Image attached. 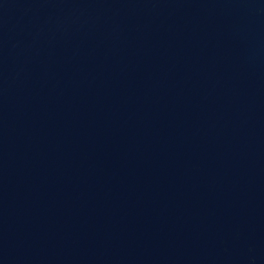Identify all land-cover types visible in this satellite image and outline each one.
I'll return each instance as SVG.
<instances>
[{
	"label": "water",
	"instance_id": "1",
	"mask_svg": "<svg viewBox=\"0 0 264 264\" xmlns=\"http://www.w3.org/2000/svg\"><path fill=\"white\" fill-rule=\"evenodd\" d=\"M0 264H264V0H0Z\"/></svg>",
	"mask_w": 264,
	"mask_h": 264
}]
</instances>
